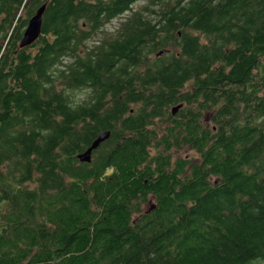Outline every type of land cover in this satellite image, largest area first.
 I'll list each match as a JSON object with an SVG mask.
<instances>
[{
  "label": "trees",
  "instance_id": "obj_1",
  "mask_svg": "<svg viewBox=\"0 0 264 264\" xmlns=\"http://www.w3.org/2000/svg\"><path fill=\"white\" fill-rule=\"evenodd\" d=\"M140 1L0 0V264H264V0Z\"/></svg>",
  "mask_w": 264,
  "mask_h": 264
},
{
  "label": "water",
  "instance_id": "obj_2",
  "mask_svg": "<svg viewBox=\"0 0 264 264\" xmlns=\"http://www.w3.org/2000/svg\"><path fill=\"white\" fill-rule=\"evenodd\" d=\"M47 8V4H44L37 13L29 20L28 26L24 31L22 40L20 42V47H30L32 46L42 34L43 17ZM182 105L176 106L172 109V114L176 115ZM111 137L110 131H105L99 134V136L94 140L92 145L83 153L78 155V159L81 163H91L94 151L98 150L100 146L106 142ZM155 209V205H151L147 212H151Z\"/></svg>",
  "mask_w": 264,
  "mask_h": 264
},
{
  "label": "rangeland",
  "instance_id": "obj_3",
  "mask_svg": "<svg viewBox=\"0 0 264 264\" xmlns=\"http://www.w3.org/2000/svg\"><path fill=\"white\" fill-rule=\"evenodd\" d=\"M145 3H146V0H143V1H140V2H138L135 6H134V8H139V7H141V6H144L145 5ZM119 23H120V20H115V21H113L110 25H108L107 26V30L109 31V32H113L118 26H119ZM85 94H86V91H82V92H77V93H75V98L77 99V100H79V99H82V98H85ZM163 126H164V124H160L159 125V127L160 128H163ZM157 153L158 152H156V150L155 149H153L152 151H151V154H152V156H155V155H157ZM173 160L175 161L176 159H178V158H181V157H184V158H198V154L194 151V150H192V149H190V147H186V148H183V149H181V150H173ZM112 171H108V173L110 174ZM150 208V205L149 204H145L144 206H143V209L144 210H147V209H149Z\"/></svg>",
  "mask_w": 264,
  "mask_h": 264
},
{
  "label": "flooded vegetation",
  "instance_id": "obj_4",
  "mask_svg": "<svg viewBox=\"0 0 264 264\" xmlns=\"http://www.w3.org/2000/svg\"><path fill=\"white\" fill-rule=\"evenodd\" d=\"M108 171H112L111 169L108 170ZM108 171L106 172V175H109ZM112 173V172H111ZM110 173V174H111ZM154 200H155V197L153 195L149 196V199L147 201V204H149L150 206L154 204Z\"/></svg>",
  "mask_w": 264,
  "mask_h": 264
}]
</instances>
